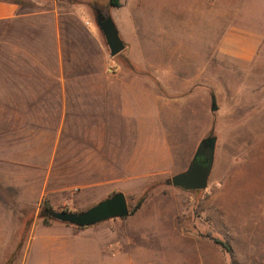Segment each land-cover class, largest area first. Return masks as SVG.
Returning <instances> with one entry per match:
<instances>
[{
	"label": "rangeland",
	"instance_id": "1",
	"mask_svg": "<svg viewBox=\"0 0 264 264\" xmlns=\"http://www.w3.org/2000/svg\"><path fill=\"white\" fill-rule=\"evenodd\" d=\"M17 1L0 20V223L19 226L0 264H264V0ZM98 10L126 43L117 56ZM229 31L238 50L259 42L249 64L222 50ZM209 135L208 187L167 184ZM165 147L170 163L126 170ZM152 184L124 218L40 216L116 192L131 212Z\"/></svg>",
	"mask_w": 264,
	"mask_h": 264
},
{
	"label": "water",
	"instance_id": "2",
	"mask_svg": "<svg viewBox=\"0 0 264 264\" xmlns=\"http://www.w3.org/2000/svg\"><path fill=\"white\" fill-rule=\"evenodd\" d=\"M97 21L106 39L110 55L114 57L123 52L126 43L112 17L98 10ZM212 110H217L215 97H213ZM216 144L215 135H209L201 140L188 168L168 178L167 184L186 191L206 189L214 167ZM200 158H205V163L200 162ZM130 213L125 193L116 192L82 211L48 210L43 214L62 223L87 228L113 218L127 217Z\"/></svg>",
	"mask_w": 264,
	"mask_h": 264
},
{
	"label": "crops",
	"instance_id": "3",
	"mask_svg": "<svg viewBox=\"0 0 264 264\" xmlns=\"http://www.w3.org/2000/svg\"><path fill=\"white\" fill-rule=\"evenodd\" d=\"M22 12V8H21V4L20 2H18L17 0H0V20H7V19H11L15 16H18L20 13ZM236 38H235V34L233 33V31H229L223 38H222V50L232 56L233 58L237 59V60H241L243 62L246 63H250L251 60H253L255 57H257L259 55V51H260V45L259 42H251V43H247L244 46H242L240 48V50L236 49ZM104 91L102 88L99 89ZM99 97L101 99H105L107 98V95H105L104 93L99 94ZM186 100L189 101H194L193 96H185L184 97ZM156 99L158 101H171V99L161 95V94H157ZM179 100V99H178ZM124 110L125 113H128V108H127V104L125 103L124 106ZM101 147V145H100ZM140 158L139 162H131L130 164H128L126 166V170L128 171H134V172H138L141 171V168H147L150 170H156L162 167V164H168L171 162L172 160V153H171V149L168 147H165L163 149H160L159 151V155L156 157L154 156L153 158H149L146 157L144 158L143 155L138 156ZM14 220L15 217L13 216ZM16 223V224H15ZM10 224L7 223H0V245L2 247H9V235L11 230H13L14 226H19V222H14V224L12 223V226ZM46 229L51 228V227H45ZM9 230V232L7 231ZM34 232V231H33ZM33 235H35V233H33ZM33 240V237L31 239V241ZM15 248H17V243L12 244V246H10L11 251L15 250ZM25 247L23 246V249ZM23 262V261H21Z\"/></svg>",
	"mask_w": 264,
	"mask_h": 264
},
{
	"label": "trees",
	"instance_id": "4",
	"mask_svg": "<svg viewBox=\"0 0 264 264\" xmlns=\"http://www.w3.org/2000/svg\"><path fill=\"white\" fill-rule=\"evenodd\" d=\"M109 1V5L112 7H120L122 6V2L121 0H108ZM155 184H152L151 186H149L144 193L139 197V199L136 201V203L134 204L131 213H134L135 211H137L139 208H141V206L145 203V201L148 199L151 191L154 189ZM48 210H54V209H50L47 205H43L42 206V210L40 212V216L43 217L45 220L46 219H52L51 217L47 216L46 214H43L45 212H47ZM54 220V219H53ZM20 248L23 247V243H20Z\"/></svg>",
	"mask_w": 264,
	"mask_h": 264
},
{
	"label": "flooded vegetation",
	"instance_id": "5",
	"mask_svg": "<svg viewBox=\"0 0 264 264\" xmlns=\"http://www.w3.org/2000/svg\"><path fill=\"white\" fill-rule=\"evenodd\" d=\"M199 161L205 163V158H200Z\"/></svg>",
	"mask_w": 264,
	"mask_h": 264
}]
</instances>
